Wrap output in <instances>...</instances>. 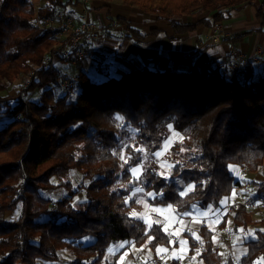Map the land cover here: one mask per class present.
I'll return each instance as SVG.
<instances>
[{"label": "trees", "instance_id": "16d2710c", "mask_svg": "<svg viewBox=\"0 0 264 264\" xmlns=\"http://www.w3.org/2000/svg\"><path fill=\"white\" fill-rule=\"evenodd\" d=\"M97 1L134 8L166 23L174 35L215 28L230 11L260 3V28L221 43L264 32V0ZM35 2L0 0V119H6L0 125V264H56L61 252L71 264H118L121 252L111 259L106 253L120 241L174 247L160 224L147 227L131 215L137 207L132 193L152 192L150 204L171 205L180 213L219 208L239 185L229 165L251 173L264 166V73L241 60L231 68L215 60L200 70L196 52L188 56L187 70L160 67L179 59L167 57L110 70L98 51L79 58L76 47H65L69 38L59 39L61 22L73 13L65 9L70 0H45L40 7ZM199 15L192 24L176 19ZM109 25L126 28L124 38L135 43L158 33L121 16ZM65 49L67 58L58 54ZM88 57L95 62L94 75L86 69ZM71 59L79 64L75 77L65 70ZM18 80L24 84L9 94ZM68 80L73 85L64 87ZM34 92L40 93L37 100L30 98ZM169 126L183 139L171 147L166 172L154 153L168 139ZM137 166L138 179L130 171ZM189 185L193 189L181 195ZM254 185V198L264 200V182ZM56 189L62 190L60 199L46 195ZM231 214L235 232L258 226L246 242V255L239 263L221 256L213 233L202 226L185 234L193 261L264 264V220H255L242 203Z\"/></svg>", "mask_w": 264, "mask_h": 264}, {"label": "crops", "instance_id": "0c3cea01", "mask_svg": "<svg viewBox=\"0 0 264 264\" xmlns=\"http://www.w3.org/2000/svg\"><path fill=\"white\" fill-rule=\"evenodd\" d=\"M39 1L36 0V7L42 6ZM88 1H91L90 5L85 7L84 4L80 3V0H70L71 4L65 8L67 12H73L71 15L74 16L75 22L76 20L79 21V19L86 22L87 19L93 22L99 20L100 25L103 27L109 24L108 19L121 16L130 21L133 26L139 27L145 32H149L152 29L158 31L155 35L147 37L142 45H137L135 42L125 38H122L120 41L117 39L109 41L106 38L99 43L103 44L99 45V48L106 52L107 55L114 51L116 59H119L118 61L126 66L124 68L132 69L138 67L141 63L151 58L167 57L179 59L162 62L160 67L187 70L190 63L188 56L196 52L194 63L200 70H204L205 65L215 60L222 61L223 64L231 68V62L233 64L237 60L236 55H239L243 61H250L259 71L264 73V32L251 33L237 42H224L214 45V39L218 36L237 37L252 29L260 28L262 22L257 17L260 3L230 11L226 17L227 19L215 28L200 26L194 31L174 35L173 30L166 23L155 21L151 16L134 8L126 7L119 3L106 5V3L97 0ZM105 19H107L108 23ZM249 21H251L252 27L245 31L242 28L243 23ZM182 139L183 136L174 130L173 127H170V135L163 144L162 149L158 151L162 154L159 157L156 156L157 159L162 158V160H158V164L162 170L169 172L170 167L168 166H171V163L167 157L170 154V148L174 143H178ZM166 144L167 147H165ZM161 165H164V167H161ZM231 166L237 169L236 172H231L234 179L239 183L237 186L239 193L233 196L232 192L231 195L223 197L217 209L211 207L206 209L193 207L187 212L180 213L171 205L150 204L149 199L152 198V195L148 196L146 194L152 192H145L144 190L137 192L134 190L131 197L132 199H136L137 207L134 206L131 209V213H136L135 217L141 220L147 227H149V224L151 226L153 224H160L172 236L175 246L168 248L159 245L151 249L146 245L138 247L134 243L120 241L108 247V250L112 248L113 252L110 253L107 250V257L111 259L115 253L121 252L118 264H136L138 257H159L167 264L172 260H176L180 264H187V261L189 262L188 264H204L202 260L193 261L189 256V246L187 243L181 244V241L186 242L185 234L187 231H194L205 226L213 233L214 247L218 250L219 254L221 256L230 255L234 262L239 263V260L247 253L246 242L253 238L248 233H252V230H255L258 226L253 225L248 230L235 232L233 230L231 208L234 204L247 201L243 200L245 198L242 193L244 190L248 191L255 188L254 183L256 182H264V166L254 173L248 172L245 168L236 165ZM141 173L142 168L138 173V177ZM49 197L53 199L52 195ZM57 199L60 198L58 197ZM222 201H226V203H221ZM154 209L160 211H154ZM248 210L252 212L255 220H264V213L260 212L258 208H248ZM121 244H123V247H117ZM158 249H165L166 251L158 252ZM237 257H239V260H237ZM59 258L56 264H71L70 257L66 253L61 252ZM65 260L68 262L65 263ZM39 264L48 263L42 261Z\"/></svg>", "mask_w": 264, "mask_h": 264}, {"label": "rangeland", "instance_id": "374dc122", "mask_svg": "<svg viewBox=\"0 0 264 264\" xmlns=\"http://www.w3.org/2000/svg\"><path fill=\"white\" fill-rule=\"evenodd\" d=\"M45 0H40L39 3L40 5H44ZM91 1L85 0L84 6L87 7L90 5ZM36 4V2H35ZM71 17L74 16L70 15ZM203 16H206V14H203ZM202 15L199 16H182L177 19V22L181 23V24H189V23H193L195 20H197V18H202ZM82 19H79V21L74 19V30H79L81 23L83 21H81ZM107 21V19H105ZM96 22L93 21H89L87 19V23L90 24L91 26H95L97 27L100 32L95 33V35L91 34V33H87V32H82V33H71V34H64L63 32H60L59 34V39L61 41L68 39L67 41V45L65 46L68 51L72 48L74 50V47H76L77 50H82L84 51L87 55H88V51L90 49L96 50L98 51V53H100L103 56L104 62L106 63V65H108L110 70H115V69H121L123 68L125 65L122 64V62L118 61L119 59H116V54L114 51H112L109 55L106 54V52H104L103 50H101L99 47V45H103V44H99L101 41H103V39L108 38L109 41L111 40H118L120 41L122 38H124V36H127L126 32L128 33L129 31L124 28V27H120V26H112L110 27L109 24H106V26H101L99 20H95ZM108 21L110 22V20L108 19ZM107 21V23H108ZM62 23V22H61ZM59 23H56L55 26H58ZM147 27V26H144ZM251 21L249 22H244L243 23V29L248 30L249 28H251ZM77 38V39H73V38ZM137 45H142V43H136ZM57 48H60V45L57 46ZM54 49V48H53ZM66 49V50H67ZM119 51V50H118ZM91 57H88L87 60L85 61L86 64V69L88 70V72L90 74H96L95 70H94V66H95V62L90 60ZM71 59L68 64V66L66 67V71L68 72L69 75H71L72 77H75V73L77 72V67L79 66L78 62L72 63ZM84 64V65H85ZM126 67V66H125ZM76 68V69H75ZM24 84V82L22 80H18L16 81V83L14 84V86H12L9 90V94L14 95L18 89L20 88V86ZM40 93L39 92H34L33 94L30 95V98L33 100H37L39 98ZM6 122V119L1 118L0 119V125H2L3 123ZM171 149V148H170ZM160 159V158H159ZM158 159V160H159ZM162 160V158L160 159ZM162 169V168H161ZM264 171V168H263ZM73 177L75 180H80V175L77 172H74ZM247 188V187H246ZM255 188H252L248 191H243L242 193L244 194L243 197H245L243 200H247L245 202L248 201H252L254 200L255 197ZM49 196H53V200H58L57 198H61L62 197V190H55V191H49L46 193V195ZM47 195V196H48ZM253 208V207H252ZM258 208L259 207H255ZM225 257V256H223ZM68 261L65 260V263H67ZM137 264V262H136Z\"/></svg>", "mask_w": 264, "mask_h": 264}, {"label": "built area", "instance_id": "2783aa9c", "mask_svg": "<svg viewBox=\"0 0 264 264\" xmlns=\"http://www.w3.org/2000/svg\"><path fill=\"white\" fill-rule=\"evenodd\" d=\"M80 3L84 4L85 0H80ZM48 24H50V21H48ZM61 28H62L64 34L87 32V33H91V34L95 35V33L100 32V30L97 27L91 26L85 20H83V22L81 23L79 30H74V19L71 16H68L62 22ZM126 34L129 35V32L128 33L126 32ZM227 37L226 36L216 37L214 39V45H219L222 42V39L227 38ZM73 39H77V38L74 37ZM53 48L55 50L56 46ZM58 54H60L64 58L68 57V51L66 49L63 50L62 52H59ZM75 56H77L79 58H85L87 56V54L82 50H77L75 52ZM53 58H55L54 55L52 57H49L48 60L53 59ZM236 59L243 61L242 57H240L239 55H236ZM72 85H73V80H68V81L63 82L64 87H71ZM234 191L236 194H238L239 188L237 186L234 187ZM242 204L245 205L247 208L259 207L260 212L264 213V200L254 198V200L248 201V202H243ZM186 263L188 264L189 262L187 261ZM137 264H167V263L159 257H138L137 258Z\"/></svg>", "mask_w": 264, "mask_h": 264}, {"label": "snow or ice", "instance_id": "6c2138e0", "mask_svg": "<svg viewBox=\"0 0 264 264\" xmlns=\"http://www.w3.org/2000/svg\"><path fill=\"white\" fill-rule=\"evenodd\" d=\"M116 118H117L118 120H122V119H123L122 117H119V116H117ZM169 127H171V126H169ZM165 147H167V144L165 145ZM136 151H141V152H142L143 149H142V148H138V149H136ZM114 154H115V153H114ZM161 154H162L161 152H156V153H154V155L157 156V157H159ZM120 158H121V160L124 161V164H127V163H128V159H129V158H126L123 154H121ZM121 166L123 167V164H122ZM161 167H164V165H161ZM168 167H171V166L169 165ZM229 168H230V170L233 171V172H236V171H237V169H236L234 166L229 165ZM130 171L132 172L134 178H136V179L139 178V177H138V173L141 171L140 166L133 167V168L130 169ZM192 189H193V186H192V185H189V186L185 189L184 192H181V195H185L187 192L191 191ZM136 191L139 192V191H142V189L137 188ZM146 195L151 196V195H153V194H152V193H147ZM235 195H236V193H235V191H233V196H235ZM221 203H226V201H222ZM169 207H171V206H169ZM154 211H160V210H156V209H154ZM131 215H134V216H135V215H137V214H136V213H131ZM205 215H206V213H205ZM149 227H151V224H149ZM262 231H264V230H262ZM193 235H195V233H193ZM248 235H253V233L249 232ZM197 239H199V237H197ZM149 240H151V237H149ZM184 243H186V242L181 241V244H184ZM117 247H123V244L118 245ZM108 251L111 253V252H113V249L110 248ZM157 251H158V252H163V251H166V250H165V249H158ZM197 255H199V253H197ZM193 259H195V257H194ZM237 260H239V257H237Z\"/></svg>", "mask_w": 264, "mask_h": 264}]
</instances>
